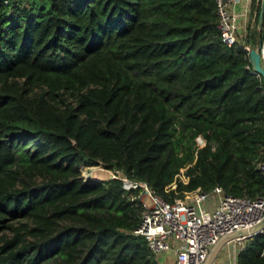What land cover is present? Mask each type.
Wrapping results in <instances>:
<instances>
[{
	"label": "trees",
	"instance_id": "obj_1",
	"mask_svg": "<svg viewBox=\"0 0 264 264\" xmlns=\"http://www.w3.org/2000/svg\"><path fill=\"white\" fill-rule=\"evenodd\" d=\"M251 4L227 46L215 0H0V264H159L134 233L139 190L82 165L168 202L264 194V81L243 48L264 39V15L258 29ZM236 264H264L263 232Z\"/></svg>",
	"mask_w": 264,
	"mask_h": 264
},
{
	"label": "built area",
	"instance_id": "obj_2",
	"mask_svg": "<svg viewBox=\"0 0 264 264\" xmlns=\"http://www.w3.org/2000/svg\"><path fill=\"white\" fill-rule=\"evenodd\" d=\"M240 3H244L245 8L237 12L236 7ZM251 3L252 0H215L217 30L222 43L236 45L240 36L246 34ZM253 47L258 48L264 67V39ZM243 48L249 54L252 47L243 45ZM257 167L264 172V161L259 162ZM110 172L109 178L119 179L123 189L139 190L140 222L134 233L144 237L156 257L165 252L172 253V264H203L220 238L264 220V194L250 199L227 194L221 186H214L210 191L197 188L168 202L156 194L147 182L132 181L116 171ZM259 232L264 233V224ZM246 239L233 240L234 244L238 243L233 260L244 247Z\"/></svg>",
	"mask_w": 264,
	"mask_h": 264
},
{
	"label": "water",
	"instance_id": "obj_3",
	"mask_svg": "<svg viewBox=\"0 0 264 264\" xmlns=\"http://www.w3.org/2000/svg\"><path fill=\"white\" fill-rule=\"evenodd\" d=\"M264 15V0H261V5L258 13V19H257V27L258 29L261 27L262 19ZM249 63L251 66V73L257 74L262 78L264 81V67L261 65L260 62V55L258 53V48L252 47L248 54ZM86 178H89L86 176ZM264 220L260 223L248 228V229H242L234 231L233 233H230L226 236H223L218 240V242L212 246V249H210L209 254L207 256V259L203 264H210L212 259L216 256L218 253L221 245L229 240L238 239V238H248L260 231V229L263 227Z\"/></svg>",
	"mask_w": 264,
	"mask_h": 264
},
{
	"label": "crops",
	"instance_id": "obj_4",
	"mask_svg": "<svg viewBox=\"0 0 264 264\" xmlns=\"http://www.w3.org/2000/svg\"><path fill=\"white\" fill-rule=\"evenodd\" d=\"M260 1V5H261V0H259ZM256 2V1H255ZM252 5V4H251ZM245 8V6H244V3H240L239 5H237V7H236V11L237 12H240V11H242L243 9ZM254 13H253V15H251L250 14V19L252 18V17H254ZM249 18H248V20L246 21V24H247V27H248V24H249V20H250ZM241 27V26H240ZM242 32V29H240V33ZM234 240V239H233ZM233 240H229V241H226V242H224L222 245H221V247H220V249H219V251H218V253L216 254V256L212 259V261H211V263L210 264H225V260H224V258L227 256L228 258H229V263L230 264H236V254H235V256H234V260H233V255H234V250L237 248V244H234V242L235 241H233ZM232 241V242H231ZM246 241V240H245ZM233 244L234 245H236V247L235 246H233ZM235 248V249H234ZM212 249V248H211ZM240 251V250H239ZM158 258V261H159V264H172L173 263V261H174V256H173V254L172 253H170V252H165V253H163V254H161L160 256H158L157 257Z\"/></svg>",
	"mask_w": 264,
	"mask_h": 264
},
{
	"label": "rangeland",
	"instance_id": "obj_5",
	"mask_svg": "<svg viewBox=\"0 0 264 264\" xmlns=\"http://www.w3.org/2000/svg\"><path fill=\"white\" fill-rule=\"evenodd\" d=\"M257 38H255L256 41ZM196 144L198 146H203L205 144V141L201 138V137H197L196 138ZM80 170H81V174L86 177H93V178H97V179H108L111 176V172L110 169H107L105 167H103V165L98 164L95 166H91V167H84L83 165L80 166ZM185 170V168H182V172ZM225 260V264H230L229 263V258L226 256L224 258Z\"/></svg>",
	"mask_w": 264,
	"mask_h": 264
}]
</instances>
